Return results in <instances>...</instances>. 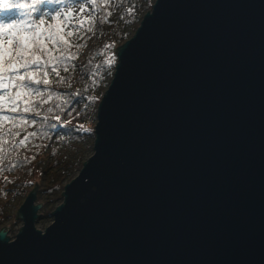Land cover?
Returning <instances> with one entry per match:
<instances>
[{
  "label": "water",
  "instance_id": "1",
  "mask_svg": "<svg viewBox=\"0 0 264 264\" xmlns=\"http://www.w3.org/2000/svg\"><path fill=\"white\" fill-rule=\"evenodd\" d=\"M115 52L92 153L0 264H264V0H154Z\"/></svg>",
  "mask_w": 264,
  "mask_h": 264
},
{
  "label": "trees",
  "instance_id": "2",
  "mask_svg": "<svg viewBox=\"0 0 264 264\" xmlns=\"http://www.w3.org/2000/svg\"><path fill=\"white\" fill-rule=\"evenodd\" d=\"M153 1L95 0V10L89 5L84 13L92 23L61 49L70 58L41 70L37 87L47 90L30 97L31 111L21 113L25 119L0 117V224L6 223L9 232L21 199L35 185L36 201L42 204L39 219L49 218L64 184L92 153L97 105L112 77L115 50L132 35ZM81 3L41 0L33 15L38 23L41 15L52 23L57 11L68 6L78 11Z\"/></svg>",
  "mask_w": 264,
  "mask_h": 264
},
{
  "label": "snow or ice",
  "instance_id": "3",
  "mask_svg": "<svg viewBox=\"0 0 264 264\" xmlns=\"http://www.w3.org/2000/svg\"><path fill=\"white\" fill-rule=\"evenodd\" d=\"M40 2L0 0V117L13 122L23 121L21 113L31 111L32 95L47 90L37 87L41 70L70 58L64 56L62 47L70 45L69 38L92 23V18L84 15L88 6L95 10V0H82L78 11L68 6L52 16V23L45 15L38 23L33 14L39 11ZM47 2L70 5L75 0Z\"/></svg>",
  "mask_w": 264,
  "mask_h": 264
},
{
  "label": "rangeland",
  "instance_id": "4",
  "mask_svg": "<svg viewBox=\"0 0 264 264\" xmlns=\"http://www.w3.org/2000/svg\"><path fill=\"white\" fill-rule=\"evenodd\" d=\"M149 10V9H148ZM134 33V32H133ZM132 33V34H133ZM94 126V125H93ZM24 199H21V203H22V201H23ZM37 202V201H36ZM35 202V203H36ZM20 203V204H21ZM19 204V205H20ZM19 207V206H18ZM13 207L11 208V211H13ZM15 210V209H14ZM17 210V209H16ZM15 210V211H16ZM16 213V212H15ZM51 217H49V218H46V219H38L37 221H36V227L37 228H40V229H44L48 224H50V222H51ZM15 224H13V226H12V232H9L8 231V234L10 235V237L11 238H13V236L15 235V233L18 231V229L20 228V226H21V221L20 220H17V219H15ZM3 226H8L6 223L5 224H0V227H3ZM9 228V227H8ZM9 230V229H8Z\"/></svg>",
  "mask_w": 264,
  "mask_h": 264
}]
</instances>
